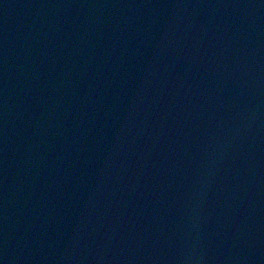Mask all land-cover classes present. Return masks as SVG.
I'll return each instance as SVG.
<instances>
[{"label":"water","instance_id":"95a60500","mask_svg":"<svg viewBox=\"0 0 264 264\" xmlns=\"http://www.w3.org/2000/svg\"><path fill=\"white\" fill-rule=\"evenodd\" d=\"M0 264H264V0H0Z\"/></svg>","mask_w":264,"mask_h":264}]
</instances>
